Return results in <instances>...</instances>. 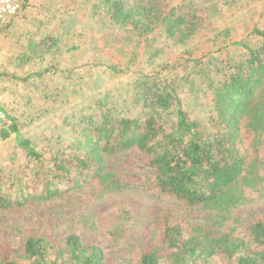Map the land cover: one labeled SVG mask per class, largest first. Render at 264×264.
Here are the masks:
<instances>
[{
  "label": "rangeland",
  "instance_id": "rangeland-1",
  "mask_svg": "<svg viewBox=\"0 0 264 264\" xmlns=\"http://www.w3.org/2000/svg\"><path fill=\"white\" fill-rule=\"evenodd\" d=\"M101 2L27 0L21 15L0 32V106L8 116L0 125V176L21 178L29 187L19 188L24 192L32 190L33 176L43 168L19 146L18 137L28 139L47 164L55 155L64 157L69 144L85 137L82 127L99 118L101 107L117 115L142 114L134 100L139 80L174 87L189 116L215 131L208 117L209 86L246 54L235 42H254L252 26L264 27V0H139L163 12L172 7L175 15L196 22L185 44L176 43L163 25L146 21L149 13L141 18L147 28L140 22L134 29L111 21ZM2 129L7 136H1ZM249 138L244 143L251 150ZM262 142L264 157V137ZM119 151L106 157L104 171L123 176L120 183L99 185L89 175L74 185L59 183L72 186L60 196L0 207V259L27 235L55 241L74 232L105 250V264H134L162 238L163 220L201 224L207 218L201 205L157 193L142 156ZM263 191H249L235 209L236 234L246 233L243 220L249 212L264 214Z\"/></svg>",
  "mask_w": 264,
  "mask_h": 264
},
{
  "label": "trees",
  "instance_id": "trees-1",
  "mask_svg": "<svg viewBox=\"0 0 264 264\" xmlns=\"http://www.w3.org/2000/svg\"><path fill=\"white\" fill-rule=\"evenodd\" d=\"M102 2L114 23L134 29L140 22L143 29L146 21L160 23L176 43L185 44L197 25L183 14L175 15L172 7L163 12L155 5L146 8L139 0H131V5L126 0ZM146 13L151 16L144 21ZM250 33L254 42H235L246 54L209 86L208 117L215 131L200 118L189 116L174 87L139 80L134 100L141 103L142 114L117 115L101 107L99 118L82 127L85 137L69 144L70 152L64 157L55 155L47 164L28 146V139L18 137L19 146L43 170L33 176L28 192L19 189L23 184L29 188L21 178L3 181L0 176V207L60 196L72 186L62 188L59 183L74 185L89 175L97 177L99 185L120 183L123 176L104 171L106 157L132 150L142 156L144 170L151 177L149 185L157 193H171L187 205H201L208 213L201 224L163 220L162 238L141 252L134 264H264V214L251 211L245 216L244 235L236 234L233 223L235 209L249 198L248 192L264 188V157L259 152L264 137V27L253 25ZM201 70L206 71L205 67ZM2 130L1 136H7L9 131ZM246 138L251 150L244 143ZM105 259L102 247L70 232L55 241L45 235H27L0 264H105Z\"/></svg>",
  "mask_w": 264,
  "mask_h": 264
},
{
  "label": "built area",
  "instance_id": "built-area-1",
  "mask_svg": "<svg viewBox=\"0 0 264 264\" xmlns=\"http://www.w3.org/2000/svg\"><path fill=\"white\" fill-rule=\"evenodd\" d=\"M27 0H0V32L6 28L13 19L19 17ZM8 122L5 110L0 106V125Z\"/></svg>",
  "mask_w": 264,
  "mask_h": 264
}]
</instances>
